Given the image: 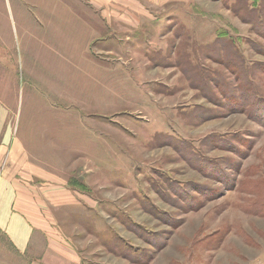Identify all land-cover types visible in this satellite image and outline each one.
I'll return each instance as SVG.
<instances>
[{
  "label": "rangeland",
  "instance_id": "rangeland-1",
  "mask_svg": "<svg viewBox=\"0 0 264 264\" xmlns=\"http://www.w3.org/2000/svg\"><path fill=\"white\" fill-rule=\"evenodd\" d=\"M0 144V264H264V0H0Z\"/></svg>",
  "mask_w": 264,
  "mask_h": 264
},
{
  "label": "crops",
  "instance_id": "crops-1",
  "mask_svg": "<svg viewBox=\"0 0 264 264\" xmlns=\"http://www.w3.org/2000/svg\"><path fill=\"white\" fill-rule=\"evenodd\" d=\"M1 149H4L3 144H0ZM24 195V190L17 187L11 177L0 175V228L21 250L30 243L35 228Z\"/></svg>",
  "mask_w": 264,
  "mask_h": 264
}]
</instances>
